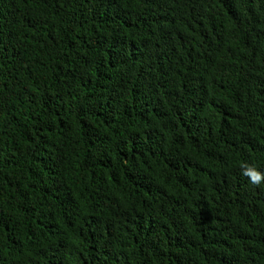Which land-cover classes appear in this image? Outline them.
<instances>
[{
	"label": "trees",
	"instance_id": "trees-1",
	"mask_svg": "<svg viewBox=\"0 0 264 264\" xmlns=\"http://www.w3.org/2000/svg\"><path fill=\"white\" fill-rule=\"evenodd\" d=\"M264 0H0V264H264Z\"/></svg>",
	"mask_w": 264,
	"mask_h": 264
},
{
	"label": "clouds",
	"instance_id": "clouds-1",
	"mask_svg": "<svg viewBox=\"0 0 264 264\" xmlns=\"http://www.w3.org/2000/svg\"><path fill=\"white\" fill-rule=\"evenodd\" d=\"M242 174L248 177L253 185L258 186L262 181H264V174L260 173L250 166H245V170Z\"/></svg>",
	"mask_w": 264,
	"mask_h": 264
}]
</instances>
